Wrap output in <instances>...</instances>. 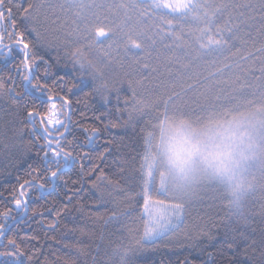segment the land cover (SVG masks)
<instances>
[{
    "label": "snow or ice",
    "instance_id": "snow-or-ice-1",
    "mask_svg": "<svg viewBox=\"0 0 264 264\" xmlns=\"http://www.w3.org/2000/svg\"><path fill=\"white\" fill-rule=\"evenodd\" d=\"M249 41L255 51L248 49ZM158 43L181 54L161 61ZM237 43L241 47L237 48ZM261 57L264 0H0V60L11 61V71L0 72V97L7 96L18 109L13 119L5 122L0 144L5 149L15 148L17 141L24 143L25 131L32 136L27 142L30 147L18 156L0 152L7 167L27 163L24 177L17 175L10 191L0 190V204L4 205L0 210V264H31L34 260L23 241L12 233V222L18 219L14 209L27 214L33 189H40L44 196L63 179L64 169L91 158L87 152L76 153L75 136L73 141L67 139L72 132L73 101L61 94L69 81L55 76L51 71L54 66L62 62L64 67L71 66L79 81V85L71 83L67 92L78 86L90 87L88 94L99 96L106 105L115 94L116 110L127 113L128 123L149 117L140 131L142 150L138 145L131 158L134 162L159 158L162 184L178 181L183 188H190L198 174L204 173L235 180L237 189L242 190L247 162L264 152ZM176 65L180 67L173 71ZM13 72L21 77L23 91L17 90ZM54 76L49 85L48 78ZM140 76L152 86L144 87L140 79H132ZM125 83L130 96L123 99L121 107ZM32 96L37 97L39 107L35 103L22 106L21 102ZM151 129L158 130V136ZM83 131L90 132L85 142L91 144L101 129ZM32 148L37 159L26 162L24 157ZM137 179L143 193L142 170ZM108 184L120 191L119 182L109 179ZM141 196L142 212L135 207L123 213L131 216L134 212L138 217L134 225L143 224L142 232L139 226L130 229L140 234L137 246L130 249V264H137L138 254L148 246L154 247L183 228L189 215L188 201L166 204L150 195ZM98 199H103L101 192ZM134 199L139 205L140 200ZM68 200L71 203L72 197ZM64 211L71 209L64 205ZM31 212L37 214L36 209ZM217 219L230 237L229 248L238 249L239 242L246 245V260L240 264H264V203L246 212L236 207L228 215L199 217L192 226L195 236L212 240L210 231ZM120 220L116 211L109 216L117 227ZM58 223L50 221L49 228L55 229ZM201 251L212 258L207 246Z\"/></svg>",
    "mask_w": 264,
    "mask_h": 264
},
{
    "label": "trees",
    "instance_id": "trees-1",
    "mask_svg": "<svg viewBox=\"0 0 264 264\" xmlns=\"http://www.w3.org/2000/svg\"><path fill=\"white\" fill-rule=\"evenodd\" d=\"M215 2L240 3L242 0H215ZM253 35L256 36V33L254 32ZM165 43L171 42L165 41ZM259 46L260 43L257 41L255 47ZM239 47L241 45L237 43V48ZM247 47L255 51L251 41L248 42ZM158 49L161 61L174 54H181L178 49L175 53L169 52L159 43ZM232 51L235 53L236 48ZM10 63L11 61L0 60V72L11 71ZM256 63L259 66V59ZM179 67L176 65L173 71ZM51 71L55 73V76H64L69 81L61 93L67 94L73 101L70 113L73 121L70 125L72 132L67 139L73 141L75 136L77 140L73 141V147L76 153L82 155L87 152L91 158L78 160L64 169L63 179L57 180L55 189H49L44 196H41L40 189H33L31 195L34 199L29 202L30 211L23 215L19 213V210L13 211V215L18 219L15 223L12 222V233L18 240L23 241V246L29 254L33 255L34 260L31 264H130L128 260L130 249L136 247L140 239V234L131 232L130 229L139 226L142 232L143 224L140 222L134 225V222L138 221L134 212L131 216H124L123 213L135 207L143 211L141 194L145 195L146 160L137 159L134 162L131 157L135 156L134 148L138 145L142 150L140 131L149 117L145 116L144 120L128 123L127 113L121 114L116 110L115 94L111 102L106 105L99 96L88 94L91 91L90 87L78 86L69 93L67 88L71 83L79 85L71 66L64 67L62 62L60 66H54ZM12 75L15 77L17 90L23 91L25 85L21 77L15 72ZM55 76L48 78L49 85L52 84ZM132 79H140L144 87L152 86V83L143 76ZM140 90L143 91V89ZM129 96L130 92L125 83L121 91V107H123V99ZM21 103L22 106L27 107H32L35 103L39 107L36 96L25 98ZM17 111V106L11 99L7 96L0 97V132L6 130L5 122L12 120V114ZM110 124H115L116 127H105ZM92 127L100 128L101 131L91 144H87L85 137L90 132L85 133L83 129ZM150 131L158 136V130ZM8 135L11 136L10 131ZM31 139L32 136L25 131L24 143L17 141L16 147L10 149H5L3 144H0V152L10 151L18 156L25 151L26 147H30L27 142ZM152 151L155 152V142ZM35 152L36 149L32 148L24 160L26 162L36 160ZM81 164L84 165L83 169L80 167ZM121 164L123 171H121ZM26 168L27 163H21L14 168L7 167L6 161L0 155V190L10 191L11 186L16 184V176L24 177ZM140 170L143 171L144 176L143 193L138 186L140 181L137 179V172ZM109 179L119 182V192L116 186L112 187L108 184ZM227 190L220 183V189L211 187L210 193L201 199L189 200V215L185 226L158 241L154 247L148 246L143 254H138L137 264H185V261L187 264H240L245 261L246 257L243 253L246 245L244 242H239L238 249L235 246L229 248L230 237L226 236L227 230L218 219L216 226L210 231L214 237L212 240L203 236L196 237L192 231V226L198 222L199 217H216L217 213L220 216L228 215L230 210L236 207L246 212L249 208L258 207L259 204L264 203V183L259 180L241 193V198L238 200H234L235 197L232 195H228V198ZM100 192L103 194L102 201L98 199ZM69 196L72 197L71 203L68 200ZM134 197L140 200L139 205H136ZM64 205H68L71 211H64ZM3 207L4 205L0 204V210ZM31 209H36L37 214L32 215ZM113 211L121 216L119 227L109 221ZM57 212H60L59 217L56 215ZM53 220H59L55 229L49 228V222ZM106 222H108L107 226ZM205 246L207 251L213 253L212 258L201 251V248ZM25 264L29 262L26 261Z\"/></svg>",
    "mask_w": 264,
    "mask_h": 264
},
{
    "label": "rangeland",
    "instance_id": "rangeland-1",
    "mask_svg": "<svg viewBox=\"0 0 264 264\" xmlns=\"http://www.w3.org/2000/svg\"><path fill=\"white\" fill-rule=\"evenodd\" d=\"M155 155V152H153ZM145 195H150L154 200L171 203L174 201H196L210 193L211 187L220 189V183L228 190V195H232L234 200L241 198V193L246 191L252 183L257 180L264 183V152H258L256 157L250 159L243 173V189H237L236 182H229L220 177H214L204 173H199L195 183L190 188H183L178 181H169L162 184L160 181L161 165L159 158L146 160L145 166ZM226 192V193H227ZM229 198V197H228ZM231 198V197H230ZM231 203V202H230Z\"/></svg>",
    "mask_w": 264,
    "mask_h": 264
},
{
    "label": "water",
    "instance_id": "water-1",
    "mask_svg": "<svg viewBox=\"0 0 264 264\" xmlns=\"http://www.w3.org/2000/svg\"><path fill=\"white\" fill-rule=\"evenodd\" d=\"M20 219H21V218H20ZM15 222H16V221H15ZM15 222H13V223H15ZM13 223H12V224H13Z\"/></svg>",
    "mask_w": 264,
    "mask_h": 264
},
{
    "label": "clouds",
    "instance_id": "clouds-1",
    "mask_svg": "<svg viewBox=\"0 0 264 264\" xmlns=\"http://www.w3.org/2000/svg\"><path fill=\"white\" fill-rule=\"evenodd\" d=\"M233 182L235 183V180Z\"/></svg>",
    "mask_w": 264,
    "mask_h": 264
}]
</instances>
